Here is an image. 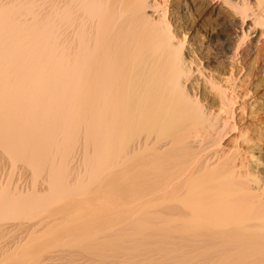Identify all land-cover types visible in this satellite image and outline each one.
Returning a JSON list of instances; mask_svg holds the SVG:
<instances>
[{
  "label": "bare ground",
  "instance_id": "obj_1",
  "mask_svg": "<svg viewBox=\"0 0 264 264\" xmlns=\"http://www.w3.org/2000/svg\"><path fill=\"white\" fill-rule=\"evenodd\" d=\"M263 85L264 0H0V264H264Z\"/></svg>",
  "mask_w": 264,
  "mask_h": 264
},
{
  "label": "rangeland",
  "instance_id": "obj_2",
  "mask_svg": "<svg viewBox=\"0 0 264 264\" xmlns=\"http://www.w3.org/2000/svg\"><path fill=\"white\" fill-rule=\"evenodd\" d=\"M201 25H203V23H201L199 20H196L194 22V28L197 29L198 33L202 31ZM263 87H264V85H263ZM7 170H8L7 167L2 166V168L0 169V175H3V174L6 175L7 172H5V171H7Z\"/></svg>",
  "mask_w": 264,
  "mask_h": 264
}]
</instances>
